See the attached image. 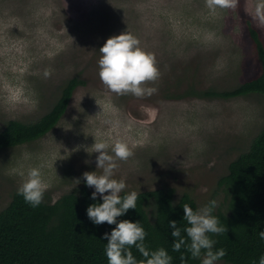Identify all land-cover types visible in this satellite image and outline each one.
I'll list each match as a JSON object with an SVG mask.
<instances>
[{"label": "rangeland", "instance_id": "374dc122", "mask_svg": "<svg viewBox=\"0 0 264 264\" xmlns=\"http://www.w3.org/2000/svg\"><path fill=\"white\" fill-rule=\"evenodd\" d=\"M262 2L238 0L235 9L213 12L205 0H0V129L9 119L37 120L69 78L83 80L48 132L0 149V209L32 167L43 165L49 201L86 184L84 172L101 170L98 153L83 146L119 139L134 153L117 161L114 178L125 180L123 191L168 185L175 199L188 192L197 209L216 200L214 210L227 212L218 178L264 125V96L174 94L190 85L230 88L259 74L248 25L264 44V24L254 18ZM125 31L156 58L160 77L147 87L158 91L150 96H118L99 78L100 47Z\"/></svg>", "mask_w": 264, "mask_h": 264}, {"label": "trees", "instance_id": "16d2710c", "mask_svg": "<svg viewBox=\"0 0 264 264\" xmlns=\"http://www.w3.org/2000/svg\"><path fill=\"white\" fill-rule=\"evenodd\" d=\"M261 68L259 74L230 88L199 89L190 85L185 93L201 97H234L258 93L264 96V44L258 31L248 25ZM83 83L72 76L62 86L59 96L51 108L37 120L24 122L9 119L0 129V149L35 140L48 132L65 112L74 88ZM228 195V211L213 210L212 215L227 227L222 234L209 233L216 241L213 251L223 248L226 255L221 258L231 264H259L264 256V239L259 232L264 230V125L252 138L248 148L231 159L227 172L218 178ZM92 190L82 184L75 190L63 193L55 201L46 200L32 207L18 191L11 194L9 202L0 209V264H108L107 239L116 224L96 225L87 215L91 204L103 203L102 196L92 199ZM136 209H129L116 218L139 222L147 233L144 244L151 251L164 248L172 257L171 264H202L201 257L193 259L182 246L173 251L177 238L172 236L169 221H177L181 236L190 243L184 229L189 226L183 219V205L197 209L194 198L183 192L174 198V188L160 186L141 190ZM128 194L120 193L121 197ZM157 205V207H156ZM152 207L151 215L147 207ZM130 251L137 261L146 260L135 246ZM203 254V250H202ZM201 254V255H202ZM184 255L185 261H181Z\"/></svg>", "mask_w": 264, "mask_h": 264}, {"label": "clouds", "instance_id": "9594fccd", "mask_svg": "<svg viewBox=\"0 0 264 264\" xmlns=\"http://www.w3.org/2000/svg\"><path fill=\"white\" fill-rule=\"evenodd\" d=\"M206 7L215 12L217 8L235 9L238 0H205ZM264 24V2L258 3L255 9V17ZM101 56L98 60L99 78L105 88L118 96L133 95L137 98L152 95L158 91L156 87H147L160 77V71L156 64L154 54L140 47L139 39L130 32H121L112 35L100 47ZM51 69L44 70V77L51 76ZM98 103V102H97ZM82 146H77L78 150ZM89 154L95 152L96 171L84 172L83 178L88 187H93L92 199L100 194L103 203L91 204L87 208V215L94 224L99 225L107 222L116 224L111 233H104L107 239L106 256L108 264H171L172 257L164 248L151 251L145 247L144 240L147 235L139 222L121 220L117 223L116 218L126 213L129 209H136L138 193L132 191L121 197L120 193L127 187L124 179H115L114 175L119 165L117 161H127L134 153L132 148L124 140H95L89 147L83 146ZM109 150L112 154H109ZM63 159V158H61ZM88 161H86L87 163ZM43 165L32 167L20 175L24 177L18 188V194L32 207H37L43 202L44 193L48 189L42 175ZM80 181L76 180V184ZM206 191L207 189H203ZM105 193H109L105 195ZM217 206L216 200L193 210L188 204L183 205L184 217L187 226L184 231L190 239L188 243L181 236V229L177 227V221H169L172 228V236L177 238L173 243V251H180L185 246L193 259L200 258L203 250L202 264H216L226 255V250L220 248L213 251L216 243L209 237V233L222 234L227 232V227L220 224L219 219L212 215ZM157 207V205H156ZM264 239V230L259 232ZM135 246L146 260L137 261L130 251ZM181 261H185L181 255ZM259 264H264V256L260 257Z\"/></svg>", "mask_w": 264, "mask_h": 264}]
</instances>
